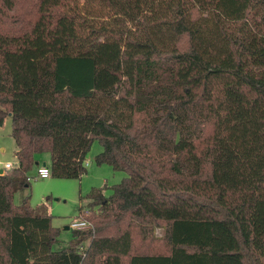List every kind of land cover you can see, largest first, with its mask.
I'll return each instance as SVG.
<instances>
[{"label": "trees", "instance_id": "16d2710c", "mask_svg": "<svg viewBox=\"0 0 264 264\" xmlns=\"http://www.w3.org/2000/svg\"><path fill=\"white\" fill-rule=\"evenodd\" d=\"M7 116L0 264H264V0H0ZM94 140L127 176L53 250L29 172L80 178Z\"/></svg>", "mask_w": 264, "mask_h": 264}, {"label": "rangeland", "instance_id": "374dc122", "mask_svg": "<svg viewBox=\"0 0 264 264\" xmlns=\"http://www.w3.org/2000/svg\"><path fill=\"white\" fill-rule=\"evenodd\" d=\"M15 143L11 136V118L7 116L0 126V169L6 170L5 163L15 164ZM102 150L98 140H94L85 156L88 162L86 172L80 178H55L52 176L41 178L37 176V163L49 164L50 155L47 152L35 156L36 164L29 172L30 204L32 207L45 205L52 215V225L59 229L57 240L53 244V250H60L69 246L72 239V229L69 223L74 218H86L89 214L87 197L91 190L102 188L104 195L112 194V186L119 183L127 173L115 170L107 164H97L94 157ZM27 194L26 189L15 193L13 201L19 204ZM87 220V219H86ZM88 221V220H87ZM161 228H156L155 234L160 236ZM88 244L84 242L81 248Z\"/></svg>", "mask_w": 264, "mask_h": 264}, {"label": "built area", "instance_id": "2783aa9c", "mask_svg": "<svg viewBox=\"0 0 264 264\" xmlns=\"http://www.w3.org/2000/svg\"><path fill=\"white\" fill-rule=\"evenodd\" d=\"M15 164L12 163H5V168H12ZM85 165L87 166V162H85ZM37 176L41 178H46L50 176V169L45 164L39 166L36 170ZM71 228L72 230H85L91 227V223L83 218H74L70 223L68 228Z\"/></svg>", "mask_w": 264, "mask_h": 264}, {"label": "crops", "instance_id": "0c3cea01", "mask_svg": "<svg viewBox=\"0 0 264 264\" xmlns=\"http://www.w3.org/2000/svg\"><path fill=\"white\" fill-rule=\"evenodd\" d=\"M0 126H1V125H0ZM85 162H87V161H85ZM15 164H16V163H15ZM43 164H44V163H43ZM43 164H42V165H43ZM45 165H46V166H48L49 164H45ZM87 165H88V162H87ZM39 166H41V165H39V164L37 163V166H36V167L38 168ZM0 170H2V172L4 171V169H3V168H2V169H0ZM36 170H37V169H36Z\"/></svg>", "mask_w": 264, "mask_h": 264}, {"label": "water", "instance_id": "95a60500", "mask_svg": "<svg viewBox=\"0 0 264 264\" xmlns=\"http://www.w3.org/2000/svg\"><path fill=\"white\" fill-rule=\"evenodd\" d=\"M0 173H2V170H0ZM68 228V227H67Z\"/></svg>", "mask_w": 264, "mask_h": 264}]
</instances>
